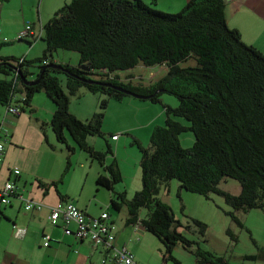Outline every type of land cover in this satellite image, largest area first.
<instances>
[{"label": "trees", "instance_id": "1", "mask_svg": "<svg viewBox=\"0 0 264 264\" xmlns=\"http://www.w3.org/2000/svg\"><path fill=\"white\" fill-rule=\"evenodd\" d=\"M226 1L189 0L180 12L168 14L152 8L154 0L151 5L142 0H71L44 24L41 57L21 62L0 57V105L15 104L22 113L43 92L55 107L50 128L56 141L69 153L77 148L97 160L105 175H98L96 185L111 192L110 208L118 211L124 205L126 223L139 222L163 245L164 259L174 264H180L172 256L174 247L190 248L193 242L178 231L180 222L158 198L170 181L205 199L221 197L231 209L225 214L237 224V212L264 209V54L228 26ZM57 50L76 52L78 65L52 62ZM137 66L165 71L147 85L134 84L131 70ZM121 71L128 72L126 80L119 77ZM28 77L37 82L25 86L21 78L32 81ZM80 88L115 101L130 97L117 88L149 96L144 101L152 104L160 103L162 94L178 100L174 108L163 106L165 124L153 127L149 147L133 139L141 154V189L129 200L113 190L122 175L107 139L103 152L87 143L92 136L105 139L101 129L108 100L102 99L98 111L80 121L69 112V98ZM184 132L194 136L186 149L179 140ZM108 156L112 161L106 165ZM228 178L239 184L237 195L219 188ZM142 209L146 215L139 219ZM192 221L204 237L206 224ZM195 254L196 264H227L206 251Z\"/></svg>", "mask_w": 264, "mask_h": 264}, {"label": "crops", "instance_id": "2", "mask_svg": "<svg viewBox=\"0 0 264 264\" xmlns=\"http://www.w3.org/2000/svg\"><path fill=\"white\" fill-rule=\"evenodd\" d=\"M12 1L16 0H0V57L35 60L40 57L46 46L36 45V42L30 43V40L25 39L18 41L16 37L26 23L31 25L34 35L38 33L42 36L44 24L59 8L54 10L43 23L39 18L41 9L37 10V14L31 13L30 16L21 13L16 22L9 19L5 21L3 19L4 5ZM70 1L62 0L64 4ZM142 1L152 4V0ZM160 2L169 3L172 6L173 10L169 12H177V9L184 7L188 0H154L157 6ZM225 18L228 26L238 31L245 44L255 47L264 54V0H227ZM28 38L32 37L26 39ZM16 42L21 45H14ZM53 55L52 62L64 64L55 61ZM48 100L41 93H36L31 100L30 109L26 108L24 112L13 115L5 114L4 107V115L0 116V141L4 142L5 147L4 159L0 165V185L8 181L14 182L15 185L10 204L0 205V264H106L103 263L105 253L94 250L88 240L78 241L73 235H65L61 227L50 224V207L58 202H70L92 218L99 217L103 212L108 213L114 234L113 246L124 247L133 255L137 264H152L151 258L141 248L142 244L148 241L146 238L148 232L144 227L139 222L126 223L127 209L126 215L122 217L112 216L109 212L111 192L105 188L97 189L96 185L98 175H105L100 166L96 168V171L85 174V182L89 181V188L95 191L88 202L82 200V193H75L70 188L69 170L75 149L74 153L66 150V155L64 149L56 146L61 144L56 141L50 128L55 107ZM41 101H43V115L38 109V103ZM70 113L81 119L71 110ZM89 138L87 143L90 145ZM115 139L112 140H119V138ZM66 140L68 145L72 146L68 135ZM56 154L60 156L59 158H66H63V164L57 163L55 166L56 162L53 158ZM67 165L69 167L66 169ZM13 170L19 171L17 177L12 173ZM113 190L121 193L115 185ZM99 195H105L101 199L102 202L96 200V198L100 199ZM23 198L41 202L44 207L40 211L27 212L22 207ZM121 208L122 205L117 212H121ZM144 217L139 214V219ZM68 228L73 231L76 229V224L72 222ZM45 236L48 240L44 239ZM46 241L48 246L44 247L43 244ZM195 259L196 264L197 258ZM164 261L167 262L165 259Z\"/></svg>", "mask_w": 264, "mask_h": 264}, {"label": "rangeland", "instance_id": "3", "mask_svg": "<svg viewBox=\"0 0 264 264\" xmlns=\"http://www.w3.org/2000/svg\"><path fill=\"white\" fill-rule=\"evenodd\" d=\"M144 3L151 5L146 1ZM63 4L62 0H16L4 5L3 19L5 21L9 19L16 22L19 20L18 16L21 13L30 16L31 13L37 14V10L40 11L41 9L39 18L43 23L53 14L54 10H57ZM151 6L159 12L168 14H176L183 8L177 9V12H169L173 10L169 3L160 2L158 6L155 4ZM41 37L37 33L34 38L25 40H30V43L34 41L36 45L43 44L45 46ZM14 45L21 44H17L16 42ZM53 54V59L57 62L70 66L78 65L79 56L76 52L57 50ZM41 55L39 56L41 57ZM31 70L35 71V69ZM164 71V67L149 68L137 66L131 70V73L135 77L132 82L134 84L141 82L147 85L158 79ZM127 73V71H121L118 72V75H120L119 77L122 80H126L128 77L126 76ZM58 77L65 90L63 84L64 75L60 74ZM0 78H3V75L0 74ZM28 78L32 80V77ZM17 88H20L19 83ZM40 93L48 99L43 92ZM104 98L107 99V96L101 93L91 94L84 88H80L76 95L69 98V112L71 110L79 116L81 118L79 119L80 121H86L98 111L100 101ZM107 100V108L101 129L105 139L92 136L89 138L90 146L96 151H104V141L106 139L109 141L114 155L113 158H115L116 165L122 175V182L116 184L115 187H117L119 192H124L126 199L129 200L136 191L141 189V170L139 167L141 154L137 147L132 144L133 139H137L143 147H149V137L152 128L164 126L165 124L166 116L163 106L174 108L177 106L178 100L169 94H162L160 103L158 104H152L133 97H125L121 101ZM42 102L38 103V109L43 115ZM2 115H4V107L0 105V116L2 117ZM177 121L188 126V122L184 119L178 118ZM111 135H117L115 138H119V140L114 141L116 140L115 138L112 140L110 138ZM179 140L182 148H190L193 145L194 136L191 132H184L179 136ZM56 146L64 149L63 151L66 152L64 145L56 144ZM65 154L67 155V152ZM59 157L56 154L53 158L56 162L55 166L57 163L63 164V158L66 159L63 155V158ZM106 160L105 164L108 165L112 161V157L108 156ZM90 167H92L91 172L89 170ZM97 167H99L97 160L75 148V154L72 155L69 170L70 188L75 193H82L81 198L86 202L92 198L95 191L89 188V181L85 182V174L96 171ZM219 188L232 195H237L240 192L239 184L229 178L222 181ZM97 189L104 190L99 186ZM105 195H99L100 199L96 198L97 202H102L101 199ZM158 198L169 206L175 219L180 222L181 227L178 231L193 242L190 248H183L181 244H177L174 247L172 256L180 264H195V258L197 257L195 252L198 249L209 252L216 257H222L227 264H264V209L237 212L236 216L239 221V224H237L225 214V212L231 211V209L224 203L221 197L210 195L209 199H205L198 194L189 193L179 189V183L176 180L170 181L167 187L162 186ZM121 209V212H117L110 208L109 212L112 216L122 217L126 215V208L122 205ZM139 213L141 216H145L146 210L142 209ZM193 219L206 224L207 230L204 237L198 233V229L192 221ZM146 238L148 241L143 243L141 248L151 258L152 264H174L171 261H164L163 245L154 236L147 233Z\"/></svg>", "mask_w": 264, "mask_h": 264}, {"label": "built area", "instance_id": "4", "mask_svg": "<svg viewBox=\"0 0 264 264\" xmlns=\"http://www.w3.org/2000/svg\"><path fill=\"white\" fill-rule=\"evenodd\" d=\"M31 28V25L27 23L17 35V40L20 41L30 36L34 38L35 35ZM22 60L19 59L20 62ZM18 98L20 99V97ZM5 110V114L18 115L20 113L19 108L15 104L8 105ZM4 152V142L0 141V165L4 159ZM12 173L16 177L19 175L18 170H13ZM14 191L15 185L12 181L0 185V205H9L11 198L14 196ZM22 207L27 212L40 211L44 204L33 199L23 198ZM49 221L52 226L61 227L65 235H73L78 241L88 240L94 250L104 252L103 263L137 264L133 255L124 247L116 248L113 246V228L109 223V215L106 212L101 213L97 218H92L70 202H58L55 206L50 207ZM72 222L76 224V229L73 231L68 228ZM44 239L48 240V237L45 236ZM43 245L44 247L48 246L47 241Z\"/></svg>", "mask_w": 264, "mask_h": 264}, {"label": "water", "instance_id": "5", "mask_svg": "<svg viewBox=\"0 0 264 264\" xmlns=\"http://www.w3.org/2000/svg\"><path fill=\"white\" fill-rule=\"evenodd\" d=\"M52 68H55V69H59L60 68V66L59 65H52ZM21 80H22V83L25 85V86H29V85H33V84H35L37 81L36 80H32V81H28V80H25V79H22L21 78ZM94 82V81H93ZM94 83H96V84H100L99 82H94ZM119 91H121V92H124L125 94H127V95H129L130 97H133V98H136V99H140V100H146V99H148L149 98V96H140V95H138V94H135V93H132V92H130V91H127V90H124V89H122V88H117Z\"/></svg>", "mask_w": 264, "mask_h": 264}]
</instances>
